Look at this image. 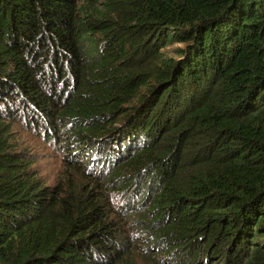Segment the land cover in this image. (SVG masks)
<instances>
[{"label":"trees","instance_id":"obj_1","mask_svg":"<svg viewBox=\"0 0 264 264\" xmlns=\"http://www.w3.org/2000/svg\"><path fill=\"white\" fill-rule=\"evenodd\" d=\"M0 264H264V0H0Z\"/></svg>","mask_w":264,"mask_h":264},{"label":"rangeland","instance_id":"obj_2","mask_svg":"<svg viewBox=\"0 0 264 264\" xmlns=\"http://www.w3.org/2000/svg\"><path fill=\"white\" fill-rule=\"evenodd\" d=\"M183 45L179 43L168 44L162 50V52H166L168 56L175 57L177 53V49L182 48ZM43 158L46 160L42 162L43 165H46L49 170L56 171L60 168V159L62 153L59 151L53 150L51 147H47L43 149Z\"/></svg>","mask_w":264,"mask_h":264}]
</instances>
